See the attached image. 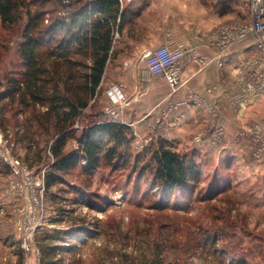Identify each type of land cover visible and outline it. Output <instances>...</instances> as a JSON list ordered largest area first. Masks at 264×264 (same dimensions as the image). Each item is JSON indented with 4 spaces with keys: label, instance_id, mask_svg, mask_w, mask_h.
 Wrapping results in <instances>:
<instances>
[{
    "label": "rangeland",
    "instance_id": "1",
    "mask_svg": "<svg viewBox=\"0 0 264 264\" xmlns=\"http://www.w3.org/2000/svg\"><path fill=\"white\" fill-rule=\"evenodd\" d=\"M225 4L233 10L220 15L217 7ZM142 5L131 7V15L152 16L153 3ZM187 8L186 21L191 27L205 25L208 13L226 18L215 28L250 20L248 0H198ZM25 20L0 25V92L7 89L9 75L23 70L19 46ZM108 75L109 69L105 82ZM107 86L105 83L95 112L118 117ZM175 109L176 103H158L146 118L143 133L137 125H130L135 133L130 144L134 156L166 142L180 154L194 152L201 165L197 189L186 194L174 192L165 207L157 187L138 177L134 162L114 171L104 166L91 174L77 166L64 175L65 182L47 190L45 173L54 162L50 150L53 130L20 102L1 100L0 264L26 263L23 244L32 226L38 264L44 255L38 239L43 242L45 236L52 237L43 243L54 255L55 264H262L264 122L243 124L231 144L225 143L218 126L211 132L188 131L186 140H180L177 127L170 134L167 127ZM78 146L72 139L66 150ZM11 156L19 158L28 170L17 174L8 162ZM150 156L140 159L147 163ZM89 197L96 208L85 202Z\"/></svg>",
    "mask_w": 264,
    "mask_h": 264
},
{
    "label": "trees",
    "instance_id": "2",
    "mask_svg": "<svg viewBox=\"0 0 264 264\" xmlns=\"http://www.w3.org/2000/svg\"><path fill=\"white\" fill-rule=\"evenodd\" d=\"M217 9L223 15L233 7L225 4ZM128 13L123 0H0V25H16L26 17L19 46L23 70L8 76L0 99L32 109L39 122L53 130L54 162L45 173L47 190L65 182L64 175L77 166L91 174L104 166L114 171L134 162L138 177L157 187L161 204L167 207L174 192L197 189L201 165L194 152L180 154L161 142L134 156L130 149L134 129L95 112L116 52V33L126 25ZM72 139L79 146L68 151ZM147 154L151 156L146 163L140 157ZM85 202L97 207L91 197ZM38 242L42 264H55L54 255Z\"/></svg>",
    "mask_w": 264,
    "mask_h": 264
},
{
    "label": "crops",
    "instance_id": "3",
    "mask_svg": "<svg viewBox=\"0 0 264 264\" xmlns=\"http://www.w3.org/2000/svg\"><path fill=\"white\" fill-rule=\"evenodd\" d=\"M123 1L129 11L133 6L153 3L154 13L146 17L140 13L132 16L130 11L126 25L117 32L116 52L109 62L106 81L107 96L118 109L115 119L132 127L137 125L143 133L147 129L146 118L156 105L173 102L176 103V112L167 123L169 134L177 127L180 140H186L188 131L211 132L218 126L226 144L233 143L235 133L248 121L264 122V94L246 102L239 98L246 82L256 81L247 63L260 53L253 39L240 42L222 55L218 48L208 44V38L212 29L225 22V16L208 13V18L203 20L205 25L193 24L192 27L186 21L187 6L198 3V0ZM143 18L145 27L141 25ZM162 43L184 44L191 53L182 61V85L176 91L158 77H151L145 83L142 81L146 78V66L143 60L139 61L140 57L147 48ZM195 56L202 57L204 64L198 63ZM118 84L123 86L126 98L116 103L109 89ZM189 139L194 143L191 136Z\"/></svg>",
    "mask_w": 264,
    "mask_h": 264
},
{
    "label": "built area",
    "instance_id": "4",
    "mask_svg": "<svg viewBox=\"0 0 264 264\" xmlns=\"http://www.w3.org/2000/svg\"><path fill=\"white\" fill-rule=\"evenodd\" d=\"M250 2V22L239 25L224 24L220 28L211 31L208 38V44L219 49L220 54H225L240 42L253 39L260 53L256 57L248 60L252 68V76L255 82L248 81L241 92L240 100L243 102L257 99L264 92V0H248ZM118 36V34L116 33ZM191 53L187 52L184 44L175 45L174 43H162L157 47H150L143 53V62L146 66L145 79L158 77L164 79L171 86L172 91H176L182 85L181 70L182 61ZM200 64H204L202 57H194ZM122 85L113 86L109 89L110 96L118 103L123 101L125 93L122 91ZM218 135L216 136V138ZM17 174L28 170L27 166L19 158L12 157L8 160ZM33 228L25 236L23 244L27 260L25 264H38L39 251L32 245ZM27 230V229H26ZM31 241V244H30Z\"/></svg>",
    "mask_w": 264,
    "mask_h": 264
}]
</instances>
